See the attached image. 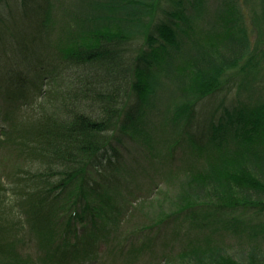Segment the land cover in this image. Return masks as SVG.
Returning a JSON list of instances; mask_svg holds the SVG:
<instances>
[{
    "label": "trees",
    "instance_id": "16d2710c",
    "mask_svg": "<svg viewBox=\"0 0 264 264\" xmlns=\"http://www.w3.org/2000/svg\"><path fill=\"white\" fill-rule=\"evenodd\" d=\"M208 2L123 0L121 5L103 7L80 0L66 12L69 3L61 0H0V94L10 100L31 90L40 93L37 101L13 108L10 127L2 132L3 143L14 147L29 166L14 173L13 191L0 187V212H4L0 213V257L15 256L21 238L37 246L34 236L42 232L49 234L48 252L36 255L38 264H97L103 258L104 264H117L118 257L137 264L147 260L148 251L151 264L166 263L169 260L164 258L174 252L158 254L155 247L167 230L170 239L166 238L179 257L214 253L224 249L222 243L230 247V240L251 241L257 232L254 225L259 226L253 222L264 215V202L216 204L189 199L185 207H176L154 225H142L118 243L110 232L103 236L106 229L98 221H115L114 213L128 201L121 200L136 196L135 189L143 187L135 181L139 154L124 161L120 147L148 123L153 132L170 137L163 142L165 156L149 149L150 157L161 158L157 163L161 170L154 167L156 172L169 171L179 154L185 161L178 171L186 175L199 172L195 176L264 190L254 172L244 167L264 164V85L255 89H251L255 84L247 85L251 79L264 83V78H256L259 68L264 69L258 44L247 53L248 59L245 53L241 56L245 63L238 82L236 77L225 85L221 81L226 72L219 73L218 68L228 61L223 55L218 64L217 58L200 59L203 62L188 82L187 98L179 101L175 95L180 90L165 84V77L176 73L179 82L190 60L196 62L194 56L185 65L181 60L191 49L207 51L201 41L205 28L197 21L204 18ZM242 3L251 7L264 27V0ZM65 4L61 12L67 16L56 20L58 8ZM190 8L195 15L188 14ZM76 10L85 12L80 15ZM95 21L102 26L96 27ZM239 21L247 23L243 14ZM212 24L218 27L207 33L206 40H217L224 32L226 23L222 25L220 18ZM238 25L235 33L251 47L248 29ZM232 38L231 43L242 42ZM239 62L234 61L228 71L237 70ZM182 81L187 84L186 78ZM226 90L235 92L233 100H224ZM251 93L260 97L253 108L243 99ZM227 126L235 127L234 135L229 136ZM188 160L192 163L186 166ZM126 175H131L129 180ZM239 212L249 214V219L238 218ZM181 220L190 222L183 241L181 232L172 231Z\"/></svg>",
    "mask_w": 264,
    "mask_h": 264
},
{
    "label": "rangeland",
    "instance_id": "374dc122",
    "mask_svg": "<svg viewBox=\"0 0 264 264\" xmlns=\"http://www.w3.org/2000/svg\"><path fill=\"white\" fill-rule=\"evenodd\" d=\"M64 3H69V7L67 8L66 12H70L74 7L75 4H79L80 0H61ZM123 0H86V2H94L96 5H101L103 7H109L112 4H118L121 5V2ZM126 1V0H125ZM130 1H142V2H152L154 0H130ZM236 3H229V4H219L216 0H209L208 6L205 8V16L204 18L199 19L197 22H202L201 26L202 28H205V31L202 34L201 41H203V45L205 46V49L207 51L201 52H195L193 49H191V53L189 56H183L182 61L183 65L186 64V59H189L190 57H195L196 62L191 61V65L189 64L188 67L189 70H187L185 76L179 80L180 73L173 74L169 77H165L166 85L168 88H171V90L177 88L180 90V92H177L175 95V98L179 101L187 98L189 96V93L187 91V85L189 84L191 79L192 72L195 73V70H197L198 67H200L201 62L207 61L208 59L214 60L215 63L218 64L220 62L218 58L220 59L221 56H225V59L228 61L222 64L218 68L219 73L226 72L224 76L222 77L221 81L225 84H228L230 80H233V77H236V82L239 81L241 78V73L239 72L240 68L244 65L245 60L244 57H241L243 53L245 55L249 53V51L254 50V45L258 44V46L261 48V50L258 51V54L261 56L264 55V27L260 23V19L256 18L252 14L251 7L247 8L245 5H243L242 2L244 0H235ZM242 1V2H241ZM65 5H61L57 10L56 20L61 21L62 18L65 16H62L61 9L63 10L65 8ZM79 8V6H78ZM247 8V9H246ZM245 9V12L243 11ZM209 10V12H208ZM64 11V10H63ZM80 10H76V13L79 14ZM61 12V13H60ZM65 12V13H66ZM85 11L81 10L80 15H83ZM189 15H195V12L190 8L188 10ZM241 14H243L246 18V25L242 24L243 21H239ZM219 16V17H218ZM221 19V24L224 25V32L221 33L219 38H211L210 40H206L207 33L212 30L214 27H218L217 25L212 24V20L214 19ZM59 21V22H60ZM96 27L102 26V23L95 21L94 22ZM245 26L244 28L248 29L247 33L249 37L251 38L248 42L252 45L249 47V44L243 40V38L239 37L241 35H238L235 33L236 27L239 26L238 24ZM237 25V26H236ZM210 27V29H209ZM24 30V29H23ZM22 30V31H23ZM228 31L227 35L226 32ZM235 36L236 38L241 39L240 44L231 43L230 38ZM234 34V35H233ZM212 43V44H210ZM210 46L208 47V45ZM192 47V46H191ZM249 47V48H248ZM201 53V54H200ZM248 54L245 57V59H248ZM201 58H204V60H200ZM264 58V56L262 57ZM218 60V61H217ZM239 60L240 64L238 69H232L229 70L230 65L234 61ZM211 66V64L209 65ZM259 73L257 72V80L260 78H264V69L259 68ZM199 70V69H198ZM177 76V77H176ZM255 77V75H254ZM186 78V83H183L182 80ZM189 79V80H188ZM255 79H251L249 82H247V85L252 83L254 85L253 88H257V84H263L264 83H256ZM171 83V84H170ZM46 86L44 87V89ZM186 89V91L183 90ZM228 89V87H225ZM260 89V88H259ZM40 93H38L35 90H31L26 95H22L19 98H14L10 100H6L5 97L0 94V187L14 190L15 187H12V180L13 175L16 171L20 169L28 168V164L25 160H21L18 155L14 152V147L11 150L10 146L3 143L5 139V135L2 134L5 130H7L10 127V123L8 121V116L10 115V112L13 110V108L20 106L25 107L28 104H31L35 101H37V98ZM224 100L230 101L233 100L235 96V92H232L230 90L224 91ZM259 93L250 94L249 99L243 98L244 103L248 104L251 108L255 107L257 101L260 102V97L258 99ZM263 98V97H262ZM168 102L169 100H165ZM227 103V102H226ZM228 104V103H227ZM238 104V103H237ZM162 119L163 116H162ZM162 126V125H161ZM163 128V126H162ZM227 130V133L229 136L234 135L235 127L227 126L225 129ZM170 140V137L165 134H159V132H156V130L153 132V127L148 124L141 125L139 127V130L137 133H131L129 135V138L126 137L125 141L123 143V146L120 147V150L123 154V160L127 161L130 156L139 154V164L141 166L139 167V174H137V178L135 181H137L141 186L140 189H135L136 196L132 197H125L121 200L120 203H123L124 199H127L128 201H125L119 211V213H114L117 218L116 220L107 221L103 223L102 219H98L100 227H103L102 230L106 229L103 232V236L106 237V233L110 232V237L113 236V241L116 243L123 241L130 235V232H133L134 230H139L142 225L146 224L147 226L154 225L157 221L164 218V214L170 213L175 210L178 206H183L187 204L189 199L198 200L201 202H206L207 200L213 201L216 204L220 202H225L226 204L231 203L232 200H237V202L241 203H260L264 202V190L256 189L255 186H251L252 188H242L241 185H236L231 182L227 181H218L217 177H211V174H208L207 176H210L208 178H201L198 176H195L199 172L194 174H190L192 176H189V174H184L182 172L178 171V167H183V161L181 160L182 156L180 157L179 154L175 156L177 159V162L175 165L167 172H156L154 169H159L157 163L161 161L159 157H150L149 149L153 148L157 150L160 153V156H165L166 146H164L163 142L166 140ZM149 145V146H148ZM12 148V147H11ZM140 152V153H139ZM181 152V151H179ZM184 159H186V156H183ZM154 160L157 162L155 163ZM191 161L188 160L187 165ZM201 162V161H200ZM199 162V163H200ZM192 163V162H191ZM198 163V165H199ZM243 164V162H241ZM248 166V169L246 168ZM198 168V166H196ZM242 167V166H240ZM245 169L249 171H253L254 175L256 176L258 182H260L264 186V164L261 162H253L250 164H244ZM127 169H132V166H127ZM161 169H159L160 171ZM173 171H176V174L173 175ZM131 175H126V180H129ZM194 178V179H193ZM154 180V181H152ZM152 181V184L150 183ZM155 183V184H153ZM223 183L227 188L221 187ZM151 184V187L147 189V187ZM244 185V184H242ZM147 190V191H146ZM11 191V192H12ZM11 192H9L8 197L11 198ZM191 197V198H190ZM254 212V211H252ZM250 212V215H253L254 213ZM3 214L4 212H0ZM238 218H242L244 220L249 219V214L242 212L235 214ZM257 218L259 220L254 221V224H258L259 226L254 225L256 228L255 235L249 241L248 243H238L237 240H230L228 243H230V247L224 245L222 243V247L224 249H219L215 251L214 253L209 254H188L186 256H178V254H175L177 252L174 251V245L172 246L171 241H168L166 237L169 238L170 230L165 231V235L161 234L162 240L161 242L158 241V245L155 247V250H157L158 254H164L167 251L174 252L173 256H168L167 258H164L165 260H169L166 263L162 264H224V263H231V264H264V215H260ZM252 226V225H251ZM182 227V228H181ZM190 227L189 221L181 220V222L176 223V225L172 228V231H178L181 232L179 235L180 241H183L185 238V231L186 229ZM209 231V230H208ZM211 233V231H209ZM248 233H252V231H249ZM248 233H245V235H248ZM200 236H203L201 233ZM216 236V235H215ZM214 236V237H215ZM49 234L46 235L44 232H42L40 235H35L34 240L37 244V246H33L30 244V240L26 238V240L22 239V245L19 244V247L17 248V254L15 256H1L0 257V264H38V259L36 255L39 253L40 256H43L48 252L47 246H48V238ZM82 237L85 239V235H82ZM170 239V238H169ZM217 241V240H216ZM260 241V242H258ZM166 243V244H164ZM27 246V247H26ZM147 260L145 262H137V264H151L150 261L153 260L150 258V252L148 251L147 254ZM117 264H126L127 261L123 260L122 258L118 257ZM105 259L99 260L97 264H104ZM160 261H157L156 264H159Z\"/></svg>",
    "mask_w": 264,
    "mask_h": 264
}]
</instances>
